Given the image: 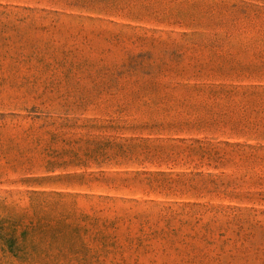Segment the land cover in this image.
I'll return each instance as SVG.
<instances>
[{
  "label": "rangeland",
  "instance_id": "rangeland-1",
  "mask_svg": "<svg viewBox=\"0 0 264 264\" xmlns=\"http://www.w3.org/2000/svg\"><path fill=\"white\" fill-rule=\"evenodd\" d=\"M0 264H264V0H0Z\"/></svg>",
  "mask_w": 264,
  "mask_h": 264
}]
</instances>
